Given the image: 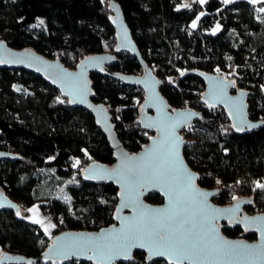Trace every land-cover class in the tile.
<instances>
[{
	"label": "trees",
	"instance_id": "obj_1",
	"mask_svg": "<svg viewBox=\"0 0 264 264\" xmlns=\"http://www.w3.org/2000/svg\"><path fill=\"white\" fill-rule=\"evenodd\" d=\"M111 1L0 0V37L14 48L56 55L76 68L85 57L115 52ZM117 1L173 109L201 107L202 118L183 131L184 156L200 173L199 185L219 189L214 197L219 205L248 197L246 212L264 213V189L256 186L257 181L264 184V123L251 132H236L223 107L213 108L202 99L205 79L194 72L184 74L198 69L234 81L237 91L249 93V117L264 122V0H192L188 7L185 0ZM115 60L112 71L138 75L147 70L127 52ZM17 83L23 87L16 92ZM90 83L93 100L108 105L125 147L140 152L154 134L139 122L146 91L107 73L93 72ZM0 149L20 155L0 158V189L21 207L20 212L0 209V256L40 257L54 240L26 218L27 206L34 202L48 214L64 216L70 230H100L114 222L119 188L110 181L85 182L81 176L92 161L116 163L109 138L89 111L71 106L40 75L0 65ZM80 158L86 166L73 163ZM146 200L164 202L156 192ZM222 229L230 238H258L237 225L223 224ZM135 257L115 264H171L149 262L140 251ZM36 264L93 263L69 259Z\"/></svg>",
	"mask_w": 264,
	"mask_h": 264
},
{
	"label": "water",
	"instance_id": "obj_2",
	"mask_svg": "<svg viewBox=\"0 0 264 264\" xmlns=\"http://www.w3.org/2000/svg\"><path fill=\"white\" fill-rule=\"evenodd\" d=\"M112 18L111 25L115 27L117 34V43L115 52H104L100 54H93L92 56L85 57L81 60L80 64L76 67H70L61 59L50 58L39 52L31 49H18L12 47L6 39L0 37V63L3 67L11 69L22 68L26 71L40 75L49 85L54 86L62 95L69 99L71 106L85 108L92 116L95 117L97 126L102 129L106 137L109 138L112 148H114L116 163L114 165H107L99 160L92 161L82 170L81 176L85 182L102 183L113 182L119 188V200L115 212L114 222L110 226L101 228L100 230H70L65 232L56 233L53 241L46 248V251L40 257H27L21 254H12L5 252L0 256V264H36V262L43 260L50 263H58L69 261V259L83 260L89 263L98 264L97 260H90L88 256L91 252L84 254L73 255L72 252L76 251L73 247L75 243L74 238L80 237H93L99 238L109 230L119 231L126 225L136 222L138 219V212L141 210L142 205L144 209H167L169 206V198L165 195L163 185L153 183L150 180H144L142 183L131 184L128 180V170L130 168H140L148 161H151L154 156L161 155L169 147L166 142L172 138H179L178 149V164L183 169L194 174L197 179L194 181L195 188L198 192L206 193V196H194V203L190 211L201 212L196 219L200 224L206 226L207 217L203 213H207L209 209H215L219 218L215 221V228L220 238L229 243H240L249 247L264 248V237L261 233L264 232V213H256L254 215L246 212L245 206L250 203L248 197L236 200L232 205H219L215 202L214 197L220 192L219 189H206L199 185L200 173L194 170L186 156H184L185 144L187 137L182 134L185 127L192 125L195 121L202 118V112L190 108L173 109L169 101L165 98L161 91L162 80L161 77L155 72L154 69L148 67V64L143 58L141 49L138 47L135 37H133L131 27L123 15L121 5L117 0L110 2ZM130 53L140 60L144 68L147 70L144 73L126 74L120 71L110 70V66L115 64L117 54ZM93 72L107 73L113 79L123 82L126 85L133 87H140L146 91V96L143 101L142 109L140 112V124L153 134L150 140L144 144L140 152H132L125 147L121 137L117 133V126L115 125L113 116L107 104L103 102L94 101L92 98V83H90V75ZM196 73L201 78L205 79L206 90L203 93L202 99L206 104L211 107H223L227 111L230 121H232L234 130L238 133L251 132L258 129L264 123L262 120H253L249 117V102L248 91L244 89L235 88V83L228 78L223 77L217 73H210L207 71L193 70L187 73ZM22 84L17 83L14 85V90L20 91ZM187 113L193 115L187 116ZM183 114V115H178ZM144 121V123H141ZM186 121V122H185ZM179 122V126L175 127L174 132L171 125ZM145 124H153V127H145ZM254 125V127H253ZM158 128L160 129L158 131ZM240 128V131H237ZM20 155L0 149V158L4 159H17ZM135 158V159H131ZM175 187L177 191L183 188L181 181V174L179 172L174 174ZM154 192L159 193L163 198V203L157 204L148 202L146 197ZM124 194V195H122ZM132 195L131 201L135 207H124L122 204H128L130 201L127 199L128 195ZM206 202L207 207H204ZM0 207L1 210H14L21 211L19 203L12 198L8 197L6 193L0 189ZM231 210V211H226ZM119 217V219H117ZM123 222V223H122ZM227 224L230 226L237 225L243 230H250L256 232L258 238L255 241L242 240L237 238H230L223 232L222 226ZM67 237V239H65ZM57 238H60V243L64 245L62 250L53 249L54 243H57ZM53 249V251H49ZM68 252L67 255L64 252ZM137 251L143 252L147 259V249L133 248L131 255L133 259L127 260L123 257L117 258L111 264L124 261L135 260V253ZM157 259L165 260L171 264H175L167 256H154L149 262L156 261ZM104 264H108L107 261ZM184 264H264V259H231L219 261H184Z\"/></svg>",
	"mask_w": 264,
	"mask_h": 264
},
{
	"label": "snow or ice",
	"instance_id": "obj_3",
	"mask_svg": "<svg viewBox=\"0 0 264 264\" xmlns=\"http://www.w3.org/2000/svg\"><path fill=\"white\" fill-rule=\"evenodd\" d=\"M204 2L205 0H199V3ZM231 2L232 0H224L226 4ZM184 7H188V5H184ZM198 19L199 17H197ZM196 26L197 24L193 22L192 27L195 28ZM217 30H219V25H217L213 34ZM0 46H3L2 42H0ZM3 62L0 60V63ZM60 103H63V101H60ZM186 115L191 116L193 114L187 113ZM141 123H144V121H141ZM153 126L155 125L145 124V127ZM177 126H179V122L171 125L173 132ZM233 126L235 127V125ZM240 130V128H237V131ZM166 142L169 147L163 154L154 156L151 161H148L140 168H130L128 170V180L131 184L150 180L153 183L163 185L165 195L169 198L168 208L144 209L141 205L136 222L126 225L119 231L109 230L99 238L90 236L87 238H74L73 247L76 251L72 252V254L79 255L91 252L88 259L97 260L98 264H104L105 261L111 264L112 261L119 257L131 260L133 259L131 255L133 248L147 249L148 260L154 256H167L175 264H184V261L264 259V248L249 247L240 243L233 244L219 237L215 228V221L219 218L216 214L218 210L209 209L207 213H203L207 217L206 226L199 223L196 217L202 213L190 211L194 203L193 194L196 197L206 196L207 194L196 190L194 181L198 177L178 164L179 138H172ZM76 164L78 165L79 161H76ZM177 172L181 174L183 183V188L180 191H177L174 184V174ZM256 186L264 189V184L258 181ZM127 199L130 203L122 204V206L135 207L131 203L132 195L129 194ZM204 207H207L206 202ZM28 211L36 212L37 210L33 208L28 209ZM33 222L40 224L42 227L44 226V221L41 219H35ZM49 227L55 228L56 225L50 224L48 227H44L46 234L49 231ZM261 235L264 237V232ZM63 248L64 245L60 243V238H57V243H54L53 249L62 250ZM53 249H49V251L51 252ZM64 254L67 255L68 252L65 251Z\"/></svg>",
	"mask_w": 264,
	"mask_h": 264
},
{
	"label": "rangeland",
	"instance_id": "obj_4",
	"mask_svg": "<svg viewBox=\"0 0 264 264\" xmlns=\"http://www.w3.org/2000/svg\"><path fill=\"white\" fill-rule=\"evenodd\" d=\"M191 1L192 0H185L184 5H190ZM182 134H183V131H182ZM33 208L36 209L37 211L36 212H30L29 211V213L26 215V218H28L31 222H33L35 219L43 220L44 221V226L43 227L40 224L36 223L37 225H39L40 228L43 229V231H44V227H48V225H50V224L56 225L55 221L53 219H51V217H49V214L43 210V208L39 205L38 202H34L33 204L27 206V210L28 209H33ZM54 229L56 230V228L49 227V231H48L47 234L48 235H55L56 231Z\"/></svg>",
	"mask_w": 264,
	"mask_h": 264
},
{
	"label": "built area",
	"instance_id": "obj_5",
	"mask_svg": "<svg viewBox=\"0 0 264 264\" xmlns=\"http://www.w3.org/2000/svg\"><path fill=\"white\" fill-rule=\"evenodd\" d=\"M54 58L59 59V57L56 56V55H55ZM183 108H187V106H183L181 109H183ZM213 108H216V107H213ZM191 109H193V110L195 109V110L201 111V107H199V106H194ZM189 126H187V127H189ZM187 127H185V128H187ZM183 135L185 136V134H183ZM76 161H79L78 166H86V160L84 158H80L79 160H74L73 163L75 164ZM83 168H85V167H83ZM49 217H51V219H53L55 221V223H56V227H55L56 228V230H55L56 233L65 232V231H67L69 229V227H65V218L61 214H56V215L49 214ZM104 227H107V226L106 225H102V228H104Z\"/></svg>",
	"mask_w": 264,
	"mask_h": 264
},
{
	"label": "crops",
	"instance_id": "obj_6",
	"mask_svg": "<svg viewBox=\"0 0 264 264\" xmlns=\"http://www.w3.org/2000/svg\"><path fill=\"white\" fill-rule=\"evenodd\" d=\"M252 1H254V2H256V1H258V0H252ZM260 1V0H259ZM55 230V229H54ZM54 233V232H53Z\"/></svg>",
	"mask_w": 264,
	"mask_h": 264
},
{
	"label": "flooded vegetation",
	"instance_id": "obj_7",
	"mask_svg": "<svg viewBox=\"0 0 264 264\" xmlns=\"http://www.w3.org/2000/svg\"><path fill=\"white\" fill-rule=\"evenodd\" d=\"M155 134V133H154Z\"/></svg>",
	"mask_w": 264,
	"mask_h": 264
}]
</instances>
